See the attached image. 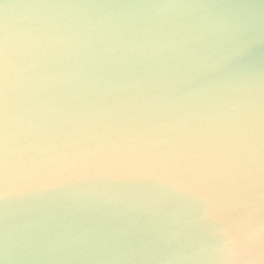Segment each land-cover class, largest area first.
I'll list each match as a JSON object with an SVG mask.
<instances>
[{
    "label": "clouds",
    "instance_id": "obj_1",
    "mask_svg": "<svg viewBox=\"0 0 264 264\" xmlns=\"http://www.w3.org/2000/svg\"><path fill=\"white\" fill-rule=\"evenodd\" d=\"M0 264H264V0H0Z\"/></svg>",
    "mask_w": 264,
    "mask_h": 264
}]
</instances>
